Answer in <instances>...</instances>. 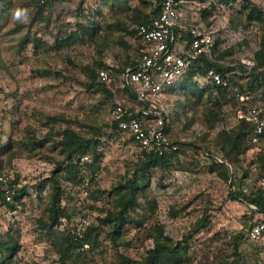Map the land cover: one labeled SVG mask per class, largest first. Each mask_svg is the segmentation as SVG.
I'll return each mask as SVG.
<instances>
[{"label":"rangeland","instance_id":"1","mask_svg":"<svg viewBox=\"0 0 264 264\" xmlns=\"http://www.w3.org/2000/svg\"><path fill=\"white\" fill-rule=\"evenodd\" d=\"M152 6L151 0H49L45 5L0 0V172L26 189L17 213L0 218V264H120L141 261L156 243L178 247L180 264H264V246L245 236L243 217L251 212L230 197L232 191L260 187L264 154L251 148L232 158L233 187L210 167L224 159L220 134L238 129L234 101L225 95L215 105L213 95L200 94L193 85L164 97L172 111L169 138L179 147L168 168L139 172L140 151L110 128L120 73L136 52L135 29ZM15 8L28 10L26 22L12 19ZM235 8L241 22L255 9L260 15L255 20L264 27V0H241ZM99 63L111 70L109 84L87 77L86 68L96 74ZM256 72L263 74V67ZM67 128L103 142L102 171L83 203L93 226L101 228L84 250L68 253L49 216L64 205L69 219L77 218L78 188L61 172L60 202L54 205L55 190L43 182L58 164L65 165L59 140ZM132 175L144 189L134 195L124 222H99L120 213L123 187ZM203 218L205 226L196 232ZM12 243L18 250L10 255Z\"/></svg>","mask_w":264,"mask_h":264},{"label":"built area","instance_id":"2","mask_svg":"<svg viewBox=\"0 0 264 264\" xmlns=\"http://www.w3.org/2000/svg\"><path fill=\"white\" fill-rule=\"evenodd\" d=\"M47 1L35 0L38 4ZM151 1L153 6L148 21L136 27L133 38L138 42V50L131 66L119 77L123 97L113 98L110 122L142 154L177 152L178 144L166 134L170 109L164 97L171 91L181 90L184 80L192 73L191 82L200 91L208 90L215 95L218 88H223L234 93L238 103L237 117L251 129L249 144L256 152L264 154V93L244 94L234 80L238 77L246 81L254 74L255 53L260 50L264 36L262 24L258 20L232 24L236 16L235 5L241 0ZM207 63L212 65L206 66ZM112 78L109 67L98 70L100 83L109 84ZM77 160L80 165L77 197L81 213L73 220L60 215L53 228L69 233L75 240H82L94 225L83 210V203L89 199L91 179L99 177L102 168L90 170L88 155H81ZM216 160L222 162L219 158ZM259 184L264 188V175ZM22 188L13 177L0 174V218L4 212L12 216L17 213L22 204L13 209H7L6 205L14 202V196ZM249 207L255 210L254 206ZM245 236L264 246L261 215L252 219ZM86 247L83 245L80 249Z\"/></svg>","mask_w":264,"mask_h":264},{"label":"trees","instance_id":"3","mask_svg":"<svg viewBox=\"0 0 264 264\" xmlns=\"http://www.w3.org/2000/svg\"><path fill=\"white\" fill-rule=\"evenodd\" d=\"M48 2V1H47ZM46 2V3H47ZM40 4V5H45ZM255 9H252L250 11V14L248 15L247 22H250L252 20H255L257 18H260L259 12H254ZM149 15L146 17V20L143 22L139 23L140 24H145L148 21ZM237 17L232 19V24L238 25L243 23V21H237ZM137 25V26H138ZM137 30L135 29L136 34ZM132 62L130 63L129 66H131ZM211 63H207L206 66H211ZM129 66L125 67L120 75L128 68ZM97 69H96V74L94 70L90 69L89 67L86 68V73L87 77L93 81L95 79L98 80V70L100 68L107 67L106 65L99 63L97 64ZM264 70V37L261 38L260 41V50L255 53V69H254V74L250 76L249 80L242 81L241 78L234 77L235 82L239 85L241 92L244 94L248 93H264V73L261 74V72H256L259 68H262ZM192 73L184 80L181 92L185 93L187 91V88L189 85H193L197 91L202 93H209L210 95H213L212 92L206 90V91H200L193 82H191V77ZM100 83V82H98ZM99 85H102L99 84ZM262 94V93H260ZM227 95L229 97V100L234 101L236 107L238 106L237 103V98L234 95V93L231 90L228 89H223V88H218L217 93L214 96V104L219 106V100L223 99L224 96ZM264 97V95L262 96ZM110 128L112 131L116 134H120V131L117 129L116 125L114 123L110 122ZM250 131L251 129L245 124L243 119H239V126L236 131L233 133L229 132H222L220 134V137H224V142L223 145L220 146L221 151L224 153V159L222 162H218L217 160H214L213 163L211 164V170L216 173L220 177L221 180L229 183L230 187H233L234 183L236 182V176H235V171H231L229 166L226 164H231L233 167L234 165L231 163L232 158L237 156L239 153H244L248 149H251V145L249 144V137H250ZM96 135H100V130L96 131ZM113 134V133H112ZM166 134L169 138L167 126H166ZM170 139V138H169ZM59 143L62 144L63 152H64V158H65V165H60L58 164L54 170L51 173V176L48 177V179H45L43 182L45 183L48 181L50 185L54 188L55 193L53 195V204L56 205V203H59L57 201V198L61 194V190L58 186V175L61 172H67L71 175L72 181L75 183L77 188H79L80 185V179H79V170H80V165L78 164V157L81 155H88L91 159V162L87 164V167L90 168V170H95L99 169L101 167L100 161L102 158V151L101 147L103 142L94 137H89L85 138L82 136H79L75 131H73L70 128H67L64 130V133L62 134V138L59 140ZM177 152H172L168 155H156L153 153H141V159L139 161V167L138 171L139 172H145L149 168L153 167H159V168H168L170 166V161L171 159L176 155ZM260 162H264V156L259 158ZM0 174H3L0 172ZM246 173H243L241 176L242 178H245ZM263 176V175H262ZM261 176V177H262ZM93 182V178L91 179ZM42 182V183H43ZM125 191L122 196V203L121 208H120V213L111 214L110 216L100 219L99 222H103L105 224L114 222L115 224H122L124 222L125 216L127 215L128 208L130 206V203L133 201L132 199L134 198V195L137 192L143 191V186L138 185L137 181L135 179V176H131L128 179V183H126ZM25 188L23 187L20 189L17 194L14 196V202L7 204L6 208L7 209H13L17 204H22L23 203V197L26 196ZM79 191V190H77ZM91 193V192H90ZM89 193V197H90ZM127 197V199H125ZM230 197L233 200L236 201H241L243 203H246L249 211L251 212V215L247 216L245 215L244 218V223L246 225L245 231L249 224L251 223L253 219L254 214H260L262 217V220H264V188L261 187H253L250 191L245 192L243 189H238L237 191H232L230 193ZM125 201V202H123ZM58 205V204H57ZM252 205L255 207V210H252L249 206ZM60 215H66L65 214V206L60 205L56 206L53 208V211L51 215L49 216V226L56 222L57 218ZM68 218L69 215H66ZM45 224V225H48ZM44 225V227H45ZM205 226L204 224V218L199 219L197 221V228L196 232L203 228ZM101 227H98V225L90 227L88 231L86 232L85 237L82 240H75L69 233L64 232L61 233L63 235L62 241L67 244L68 248L66 249V252H70L72 248H78L80 249L83 245H87V243L90 241L92 238V235L94 233H98L100 231ZM186 250L188 249V246L186 245L185 247ZM18 250V245L16 243H12L8 247L9 254H14ZM185 252V251H184ZM187 252V251H186ZM185 252V253H186ZM182 253L178 251V247H172L171 245H167L164 243H156L153 248L149 249L146 252V257L142 259L141 261H134L130 259H124L121 261L120 264H180L182 262ZM234 264H237V262H234Z\"/></svg>","mask_w":264,"mask_h":264},{"label":"clouds","instance_id":"4","mask_svg":"<svg viewBox=\"0 0 264 264\" xmlns=\"http://www.w3.org/2000/svg\"><path fill=\"white\" fill-rule=\"evenodd\" d=\"M12 19L15 21H23L26 22L28 19V10L15 8L12 10Z\"/></svg>","mask_w":264,"mask_h":264},{"label":"crops","instance_id":"5","mask_svg":"<svg viewBox=\"0 0 264 264\" xmlns=\"http://www.w3.org/2000/svg\"><path fill=\"white\" fill-rule=\"evenodd\" d=\"M134 46H135V48H136V52H137V50H138V42L136 43V42H134ZM136 52H135V54H136ZM135 56V55H134ZM134 58V57H133ZM133 61V60H132ZM176 92H181V90L179 89V90H177ZM126 95V97L128 96H130V95H127V94H125ZM117 96V95H116ZM115 97V96H114ZM119 97L120 98H122L123 96H121V95H119ZM130 98H131V96H130ZM170 113H172V111L170 110ZM170 115V114H169ZM169 117V116H168Z\"/></svg>","mask_w":264,"mask_h":264}]
</instances>
